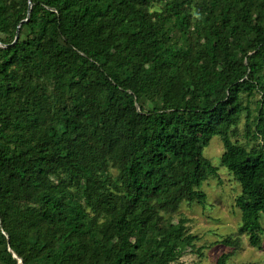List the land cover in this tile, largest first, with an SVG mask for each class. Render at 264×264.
<instances>
[{
    "label": "trees",
    "instance_id": "16d2710c",
    "mask_svg": "<svg viewBox=\"0 0 264 264\" xmlns=\"http://www.w3.org/2000/svg\"><path fill=\"white\" fill-rule=\"evenodd\" d=\"M217 136L262 250L264 0H0V264L179 262Z\"/></svg>",
    "mask_w": 264,
    "mask_h": 264
},
{
    "label": "rangeland",
    "instance_id": "374dc122",
    "mask_svg": "<svg viewBox=\"0 0 264 264\" xmlns=\"http://www.w3.org/2000/svg\"><path fill=\"white\" fill-rule=\"evenodd\" d=\"M261 95H256L247 101L244 97V105H248L253 115H257L258 101ZM246 114L243 115L237 126L238 136L233 141L246 142ZM225 152L222 137H214L204 151V157L211 161L213 166L219 169L218 177L209 179L204 183L202 190L208 196L206 207L197 203H184L179 212L174 215H165L178 223L181 218L189 219L187 231L197 238L194 242L195 249H189L184 257L174 264H216L219 257L225 253L236 251L229 264L257 263L264 264V247L255 249L249 244V238L240 237L239 249L229 248L222 244L232 237L237 238L241 226V211L236 206V200L241 194V186L235 181L229 170L221 165V157ZM264 228V215L261 219ZM264 245V236H263ZM203 248L202 254L197 249Z\"/></svg>",
    "mask_w": 264,
    "mask_h": 264
},
{
    "label": "water",
    "instance_id": "95a60500",
    "mask_svg": "<svg viewBox=\"0 0 264 264\" xmlns=\"http://www.w3.org/2000/svg\"><path fill=\"white\" fill-rule=\"evenodd\" d=\"M31 9H32V4H31V2H29V12L31 11ZM18 37H19V31L17 32V36H16V39H15V42L18 40ZM12 253H13L14 258L19 260V264H23L22 260L19 259L14 252H12Z\"/></svg>",
    "mask_w": 264,
    "mask_h": 264
}]
</instances>
